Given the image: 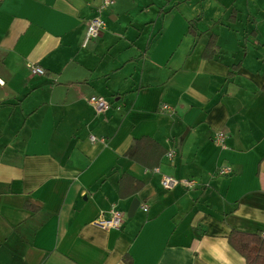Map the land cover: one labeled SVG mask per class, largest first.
<instances>
[{"label":"crops","instance_id":"0c3cea01","mask_svg":"<svg viewBox=\"0 0 264 264\" xmlns=\"http://www.w3.org/2000/svg\"><path fill=\"white\" fill-rule=\"evenodd\" d=\"M114 1L0 0V264H246L228 237L264 236V0ZM144 137L154 170L127 157Z\"/></svg>","mask_w":264,"mask_h":264},{"label":"trees","instance_id":"16d2710c","mask_svg":"<svg viewBox=\"0 0 264 264\" xmlns=\"http://www.w3.org/2000/svg\"><path fill=\"white\" fill-rule=\"evenodd\" d=\"M218 52L216 37L211 36L205 55L214 57ZM262 91L264 92V85ZM164 155L165 150L156 141L148 137L136 140L127 153L128 158L142 164L149 170L157 168ZM141 186V182L135 178L124 175L120 181V194L125 196L128 189H131V194H135ZM228 243L245 259L246 264H264V236L262 234L232 231L228 237Z\"/></svg>","mask_w":264,"mask_h":264},{"label":"built area","instance_id":"2783aa9c","mask_svg":"<svg viewBox=\"0 0 264 264\" xmlns=\"http://www.w3.org/2000/svg\"><path fill=\"white\" fill-rule=\"evenodd\" d=\"M114 4H115L114 0H103V4L98 8L99 15H102L104 11L111 8ZM105 27H106V23L102 19L101 16L93 19L90 22L89 27H88L86 39L84 41V46L89 41L98 38L101 35L102 31L105 29ZM30 69L33 75L45 76L46 74L43 68L37 67L35 65H32ZM89 102L97 114H103L111 108L110 102L104 97L94 96L90 98ZM165 108L167 109V107ZM225 138H226L225 134L218 133L214 137V142L219 146H223ZM97 140H98L97 138H94V137L91 138V141L93 142H96ZM172 157H173V153H170L169 158H172ZM219 173L222 176L231 175L233 173V168L229 166L221 167L219 168ZM195 184L196 183L194 181H190V180L179 181L169 176H164L162 179V186L165 190H168V191L173 190L178 186H181L185 189H193L195 187ZM143 210L147 212L148 206L145 205L143 207ZM123 222H124L123 214L120 211H118L116 208H113L110 211L108 218H101L99 220L100 225L106 228H111V229H120L121 226L123 225Z\"/></svg>","mask_w":264,"mask_h":264},{"label":"rangeland","instance_id":"374dc122","mask_svg":"<svg viewBox=\"0 0 264 264\" xmlns=\"http://www.w3.org/2000/svg\"><path fill=\"white\" fill-rule=\"evenodd\" d=\"M107 12H108V11H107ZM107 12L104 13V16H106L105 14H106ZM104 19H105V17H104ZM108 21H109V20L107 19V22H108Z\"/></svg>","mask_w":264,"mask_h":264}]
</instances>
